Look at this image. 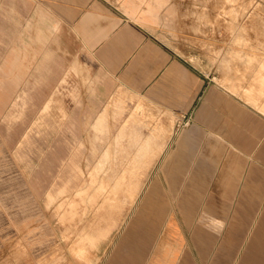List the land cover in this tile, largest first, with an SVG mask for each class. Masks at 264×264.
Here are the masks:
<instances>
[{"label":"rangeland","instance_id":"1","mask_svg":"<svg viewBox=\"0 0 264 264\" xmlns=\"http://www.w3.org/2000/svg\"><path fill=\"white\" fill-rule=\"evenodd\" d=\"M163 12L154 35L263 119L264 0ZM190 120L119 84L41 1L0 0V264H63L87 229L112 227L105 248L168 216L164 167Z\"/></svg>","mask_w":264,"mask_h":264},{"label":"crops","instance_id":"2","mask_svg":"<svg viewBox=\"0 0 264 264\" xmlns=\"http://www.w3.org/2000/svg\"><path fill=\"white\" fill-rule=\"evenodd\" d=\"M38 1L119 84L191 118L164 167L170 214L138 219L111 247L98 244L112 227L87 229L78 245L85 235L93 244L63 264H184L188 251L199 264H264V118L154 35L163 11L184 0Z\"/></svg>","mask_w":264,"mask_h":264},{"label":"bare ground","instance_id":"3","mask_svg":"<svg viewBox=\"0 0 264 264\" xmlns=\"http://www.w3.org/2000/svg\"><path fill=\"white\" fill-rule=\"evenodd\" d=\"M133 118H135V117H133ZM90 240H92V241H90V243H91V244H93V237H91V239H90Z\"/></svg>","mask_w":264,"mask_h":264}]
</instances>
